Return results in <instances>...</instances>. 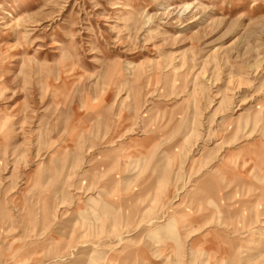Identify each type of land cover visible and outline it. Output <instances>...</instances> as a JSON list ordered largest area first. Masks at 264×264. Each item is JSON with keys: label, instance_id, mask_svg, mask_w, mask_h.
<instances>
[{"label": "rangeland", "instance_id": "obj_1", "mask_svg": "<svg viewBox=\"0 0 264 264\" xmlns=\"http://www.w3.org/2000/svg\"><path fill=\"white\" fill-rule=\"evenodd\" d=\"M0 264H264V0H0Z\"/></svg>", "mask_w": 264, "mask_h": 264}]
</instances>
